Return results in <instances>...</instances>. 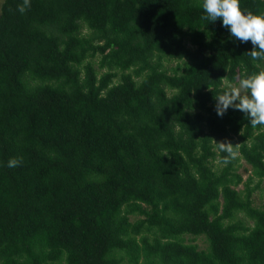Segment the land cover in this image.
<instances>
[{
	"label": "trees",
	"instance_id": "trees-1",
	"mask_svg": "<svg viewBox=\"0 0 264 264\" xmlns=\"http://www.w3.org/2000/svg\"><path fill=\"white\" fill-rule=\"evenodd\" d=\"M22 3L0 0V264H264V126L214 98L264 71L251 41L203 0Z\"/></svg>",
	"mask_w": 264,
	"mask_h": 264
},
{
	"label": "clouds",
	"instance_id": "clouds-1",
	"mask_svg": "<svg viewBox=\"0 0 264 264\" xmlns=\"http://www.w3.org/2000/svg\"><path fill=\"white\" fill-rule=\"evenodd\" d=\"M30 6V0H23L17 10L23 14ZM202 8L206 15L201 19L211 22L222 20L232 37L245 43L251 41L253 48L248 55L253 61H264V11L254 14L251 10L242 9L240 0H203ZM236 80V84L228 83L225 90L214 97L217 115L222 117L231 107L243 112L253 128L264 126V71L244 74ZM212 140L225 154L221 159L223 165L227 166L238 157L240 144ZM21 163L22 157H14L9 159L7 166L15 168Z\"/></svg>",
	"mask_w": 264,
	"mask_h": 264
},
{
	"label": "rangeland",
	"instance_id": "rangeland-1",
	"mask_svg": "<svg viewBox=\"0 0 264 264\" xmlns=\"http://www.w3.org/2000/svg\"><path fill=\"white\" fill-rule=\"evenodd\" d=\"M171 67H175L176 66V61H172L170 63ZM237 173L242 177V183L239 184L238 188L240 189H244L243 185H244V181L251 175L250 171L248 170V166L246 164H244L241 161L240 167L237 170ZM253 185L251 184L250 187H252ZM254 198V203L256 206H259L261 204L262 198H261V194L259 191L255 192L253 195ZM200 248H204V243L201 241V239H198L197 241H195Z\"/></svg>",
	"mask_w": 264,
	"mask_h": 264
}]
</instances>
